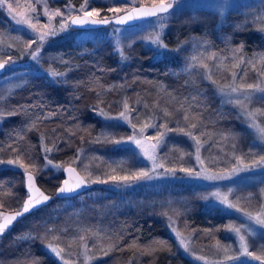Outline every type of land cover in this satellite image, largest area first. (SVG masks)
Masks as SVG:
<instances>
[{
	"label": "trees",
	"instance_id": "1",
	"mask_svg": "<svg viewBox=\"0 0 264 264\" xmlns=\"http://www.w3.org/2000/svg\"><path fill=\"white\" fill-rule=\"evenodd\" d=\"M79 1L74 0L76 3ZM249 9H232L220 22L214 21V17L204 11L197 12L198 15L192 19L186 16L178 19L175 16L168 22L163 38L167 44V36L170 33L174 34L178 41H184L183 43L190 39H199L215 54L237 56L239 60L235 61V67L241 69L239 73L244 72L242 77L239 76L238 82L252 84L260 72L264 73V32L260 29L258 19L260 12L264 15V0L260 4L249 5ZM174 11L170 10V15ZM108 25L93 28H106ZM5 27L7 22L0 18V30H5ZM3 41L5 40L3 39L0 45L7 49V53L14 58L23 59L26 51L21 44L13 46ZM78 45L79 41L68 37L65 40L50 42L43 48L52 51L53 58L71 57L74 64L69 69L68 80L51 82L42 73L28 74L22 87L9 96L7 117L0 122V159L17 155L28 163H34L39 154L40 134L54 145L53 154L58 159L73 156L78 147L84 151L94 148L97 150V164L92 167L105 165L104 170L111 168L113 162L110 158H114L113 154H124L126 151L123 156L127 158L133 149L116 148L105 141L95 140V137L104 132V120L98 115V111L106 108L120 94L123 98L125 96L132 100L127 104L128 109H131L129 106L134 104H137V107L141 104L148 106L156 101L159 94L164 93L167 97L162 102L164 107H167L169 114L174 112L173 116L170 114L167 117L170 120L166 126L171 128V131L181 128L185 133L192 132L194 137L201 131L198 140L202 142L207 137L218 135L237 144L240 153L244 147L249 148L251 133L242 128L236 108L222 104L210 82L202 79L188 81L180 70V56L171 54L157 57L150 54L149 50H140L138 55L121 61L116 57L111 41L104 37L86 39L81 43L83 49ZM77 47L78 51L75 50ZM1 56L4 55L0 54V58ZM60 68L63 67L60 65ZM261 104L263 106L258 112L264 114L261 112L264 102ZM185 114L188 120H184ZM263 117L264 115H260L258 120ZM193 123L197 124L196 129H191ZM128 128L127 125H119L114 130L116 134H121L123 131L126 133ZM240 139L243 142L240 143ZM254 146L256 145L252 144V147ZM170 160L173 159L167 161ZM174 160L184 162L185 159L178 156ZM60 174L47 177L38 175L37 182L44 191L53 195L59 184ZM22 176L23 173L17 169L0 167V209L15 210L20 200L22 202L26 195ZM101 187L94 185L86 191L102 190ZM177 187L189 200V203L181 202L185 209L175 217L177 228L190 237L198 250H203L205 245L213 242H226L227 214L214 211L192 194L186 185L178 183ZM127 193L143 194L146 199L139 207L120 209L113 218H108L107 215L109 221L103 224L110 228L111 246L90 264H194L174 242L159 214L160 203L155 198H150L143 189ZM78 194L68 198H53L43 207L17 220L11 229L0 236V264H58L56 259L41 247L39 235L46 225H52L53 219H64V203L67 200H77ZM76 200L74 202L77 203ZM84 202L86 208H90V203L93 207H98V202L91 201L90 198ZM97 213L93 211L87 220L95 216L96 221L98 217L101 219ZM69 230L72 235L74 229Z\"/></svg>",
	"mask_w": 264,
	"mask_h": 264
},
{
	"label": "rangeland",
	"instance_id": "2",
	"mask_svg": "<svg viewBox=\"0 0 264 264\" xmlns=\"http://www.w3.org/2000/svg\"><path fill=\"white\" fill-rule=\"evenodd\" d=\"M157 2H162V0H135V6L151 5ZM163 2H169V0H163ZM260 2H262V0H178V2L174 3L173 8L171 9L175 10L174 13L172 15L165 14L163 21L165 26L162 30L159 27L161 21L158 17H152L149 20L147 19L129 26L110 24L106 28H69L66 32L49 38L47 42L42 45L39 59L37 61H33L27 54L29 51L28 43L35 38L34 33L28 28L27 24L18 25L15 20L12 19V15H15L17 19H31V22L37 24V28L40 31H46L49 29H56L58 31L62 19L67 17L69 12H71L72 15L79 14L75 9H79L80 5L84 3V0H80L77 3L74 2V0H5L4 5L0 6V18L7 22L5 30H0V44L4 39L5 41L3 42H8L13 46L21 44L26 51L23 59L14 58L6 52L7 49H3L0 45V54L4 55L1 56L2 58H0V61H4L5 63L10 60L15 61L11 67L7 66L6 63L5 73L0 76V122L7 117V107L10 103L9 96L11 94L13 95L15 90L22 87L28 74L42 73L47 79H49V81L56 82L50 78L49 75L50 72L55 71L65 74L58 77L57 81L65 82L68 80L70 73L69 69H71L74 64L71 57L68 56L67 58H64V56H62L59 58H53L54 53L52 51L50 52L48 49L43 50V48L46 47V44L65 40L69 37L74 38L75 41H79L78 47L80 46L79 48L83 49L81 43L86 39L95 40L97 37H104L111 41L113 44V51L116 53V57L121 61H125L130 57L138 55L140 50H149L150 54L152 53L157 57L171 54L176 57L180 56L182 58L180 70L185 74L188 81L202 79L210 82L217 92L216 94L219 101L222 104L234 106L237 110L236 114L239 116L242 128L249 132V134L251 133V137L248 141L249 148L244 147L245 149L241 153L240 150L237 149V144L230 140H224L218 135L215 137H207L203 142L199 140L201 145L199 155L204 161V168L210 173L223 174L231 172L237 165V159L235 157L242 158V167L247 165L251 168L249 171H241L226 179L206 181L203 179L189 178L185 173L180 171L181 167L200 170L197 161L195 160V141L200 137L199 135H201V131L196 133V137L193 139L188 135L190 131L185 133L181 128H175L174 131H169L171 128L168 126L165 127L166 129L159 128L158 130L151 127L147 128L143 137L138 138L144 139L146 146H149L156 143V141L148 140V137H155L157 131L165 133V144L159 149L158 155L160 157H167V159L162 162L165 163V167L167 168L174 166L176 168V175L174 177L157 176L152 180H141L130 187H124L122 184L114 185L112 182L93 183L92 186H102V190L98 189L94 192H87L85 190L80 192L82 194H78L77 200L75 199L77 203L74 202L75 200H67L63 205V212L66 214L64 219L62 221L53 219L51 222L52 225H46L39 235L41 247L51 254L58 264H90L96 258L100 257V255L106 253L111 246L109 245L111 231L110 228L103 223L109 221L107 220V215L108 218H113L122 208L139 207L143 204V201L146 199L143 194L138 195L136 193L128 195V191L135 189H143L148 196L150 195V198L153 197L160 203L158 206V211H160L159 214L162 216L164 220L163 222L166 223L169 232L173 236L175 240L174 242H176L179 250L187 255L194 264H235L238 262L264 264V227L256 225L252 221H248L244 216L245 212H250L253 215H256L260 211L262 205H264V191H262L264 190V167H253L254 162L259 161L260 157L264 156V142L260 141L259 133L256 129L247 126L254 120L258 127H264V117L258 120L259 116L264 114L257 111V109H260L263 105L261 102L248 104L247 101H244V104L246 105L245 111L254 113L252 118H248L242 114L240 106H235L233 103H226L225 101L228 97H222L220 95L219 89L221 88L226 90L229 89L230 86L246 88L247 85H249L238 82L239 78L244 75V72L242 74L239 73L238 71H241V69L235 67V61L239 60L237 56L233 54H230L229 56L215 54L210 47L199 39L196 41L195 39H190V41L183 43L184 41H178L176 36L170 33V35L167 36V39L169 40V43L167 44L163 38V33L167 31L168 22L175 16H177L178 19L183 16L192 19L198 15L197 12L204 11L212 15L215 19L214 21L220 22L228 11L236 8H246L250 10L249 5L260 4ZM9 3L12 4L15 9L12 15H9V10L7 8V4ZM132 6V4L123 3V0H90L89 10L92 7H95L101 10L102 17L106 15L110 18L113 16V13L107 11L109 7H120L125 11ZM33 9L35 11H33ZM46 10L50 14L59 10L63 15L53 16L52 19L49 20L48 16L45 15ZM262 17L264 18V15L260 12L258 15V19H260L259 25L262 32H264V19ZM254 18L255 17H253V19ZM45 26L48 27L45 28ZM116 29H119V31H116ZM158 31H162V40L169 49H172V51L159 53L156 46L151 45L148 40L145 39ZM117 42H119L123 49L124 56L127 57V59H122L121 55L117 52ZM36 47L37 45H32V48ZM79 48L75 50L78 51ZM233 57H235L234 60H232ZM60 65L63 68L59 69ZM234 74L235 79H233ZM208 77H210V79ZM251 85L254 87H264V73L260 72L256 81ZM112 88H114V90L117 89L116 87ZM165 95L166 94L164 93L159 94L156 101H153V103L148 106L142 104L138 107L137 104H134L132 107L129 106L131 108L128 109L131 124L126 121H117L115 119H106L105 117H102V120H104L103 133L110 136V139L106 136V138H104V136L101 135L95 137V140L105 141L107 144L116 148L120 147L129 150L127 148L129 147L130 149H133L130 153L128 151L131 157L128 156L127 158L123 156L126 151L124 154H121L122 152L113 154L114 158H110L111 162H113V166L107 170H104L105 165H100L98 168L92 167L97 164V150L94 148L89 151H84V149L78 147L76 151L73 152V156L69 158H56L53 154L54 145H51L50 142L40 136V134L38 145L39 154H37L38 157L35 158L34 163H28L27 161L18 158L17 155H10L6 158L0 159V161L4 162L0 163V167L14 168L21 171V173L29 170L34 173V176L39 175L47 177L59 173L62 174L63 167L69 164L74 166L86 180H94L97 176L102 179H108L112 175L122 177L124 175H132L140 170H149L151 168V161H148L143 157L134 144L130 142L116 144L113 141H127V138L133 134V124L135 125L137 132L150 123H163L166 125L170 119L165 118L163 120L161 117H164L165 110L168 111L167 107H164V104L162 103L164 99L167 98ZM240 99L243 100V97H240ZM125 102L130 104L132 100L125 98V96L123 98V95L120 94L119 97L113 99L106 108L101 109H103L109 117H117L120 112L125 111ZM261 112H264V108H262ZM170 114L173 116L174 112ZM119 125H127L129 127L128 131L126 133L123 131L121 134H116L114 129ZM239 142H243L242 139H240ZM252 144L256 146L252 147ZM45 147L51 149V152L48 154L49 158L53 161V164L61 165L60 168H52L47 165L45 153L43 152V148ZM248 152H252L254 155L243 158L244 153ZM78 154L79 159H77ZM178 156L184 158V162L174 160ZM168 159L173 160L167 161ZM8 160L18 161V165H23V167H19L18 165H8L6 163ZM31 160L33 159L31 158ZM85 167H87L88 171L84 170ZM160 171L162 172L163 169H160ZM89 172H91V176H89ZM62 176L63 175H61L58 180L59 183L62 180ZM178 183L186 185L192 194L198 197L206 205H209L214 211L227 214L228 239L226 242H213L205 245L203 250H198V247H195L191 242L190 237L184 231L177 228L175 217L185 209L182 207L181 202L185 201L189 203V200H187L188 197L184 192L178 190ZM217 190L220 191L222 196L227 195L229 200L236 204L240 211L226 210L224 207L218 206L213 201L201 199L202 196L208 195ZM229 190H231V193ZM249 196L251 198L246 199ZM237 197H240V199L237 200ZM88 198H90L91 201H97L98 207H93V204L90 203L88 204L90 208H86L84 200ZM20 202L19 206L15 209L20 207ZM78 202H80V204H78ZM188 206L189 204L186 205L187 208ZM93 211H97L98 213L96 215L100 216L101 219L98 217V221H96L95 216L94 218L91 217V220L88 221L87 217ZM71 219L73 220L70 221ZM241 224L247 225V229L242 230V234L245 236V240L249 245V251L252 253V256L241 254L238 237L233 232L229 231V225L240 226ZM69 228L74 229L72 235L69 234ZM181 237L185 240L184 245L180 243ZM49 244L56 246L58 249H63L61 256H56L48 247ZM228 256L238 257V259L229 260L227 259ZM257 256L261 257V259L257 260L255 258Z\"/></svg>",
	"mask_w": 264,
	"mask_h": 264
},
{
	"label": "snow or ice",
	"instance_id": "3",
	"mask_svg": "<svg viewBox=\"0 0 264 264\" xmlns=\"http://www.w3.org/2000/svg\"><path fill=\"white\" fill-rule=\"evenodd\" d=\"M4 2L5 0H0V6H3ZM173 2H178V0H173ZM123 3L132 4L134 11H125L124 15H120V13L124 11V9L120 7H109L107 11L113 13V18L110 19L106 15L102 17L100 9L92 7L89 10L90 0H84V3L80 5L79 9H75V11L78 12L79 14L72 15L71 12H69V15L62 19L58 31L56 29L40 31L37 28V24L32 23L31 19H17L15 15H12V13L15 11L12 4L10 3L7 4V8L9 10V15H12V19L15 20V22L18 25L27 24L28 28L31 29L32 32L34 33L35 38L29 41L28 43L29 51L27 52V54L30 56V58L33 61H37L39 59V53L41 51L42 45L46 43L49 38L55 37L58 34L66 32L69 28L73 26L92 27L98 25H108L110 23H115L117 25H124L127 21H131L134 19H139L143 17H158L161 21L159 27L162 30L165 26V24L163 23L164 16L165 14H170L169 9L173 8L172 2L164 4L163 0L159 7L153 8L151 10H145L142 5L139 8H136L135 0H123ZM33 11L35 10L33 9ZM45 15L48 16L49 20H51L53 16H62L63 14L59 10L51 14L46 10ZM47 27L48 26H45V28ZM116 31H119V29H116ZM145 39L148 40V42L151 45L156 46V49L159 53L172 51V49H169L167 45L163 42L162 31H158L155 34H151L149 37H146ZM32 45H37V47L32 48ZM116 50L121 55L122 59H127V57L124 56L123 49L121 48L119 42H117ZM6 63L7 66L11 67L12 64L15 63V61L10 60ZM6 63H0V70L5 69ZM49 75L50 78H52L54 81L60 82L57 81V78L65 74L53 71L50 72ZM208 78L210 79V77ZM233 79H235V74L233 76ZM219 92L222 97L224 96L228 97V99L225 101L226 103H233L235 106H240L242 109V114L248 118H252L254 116V113L245 111L246 105L244 104V101H247L248 104L253 103V101L264 102V87H260V86L254 87L251 84L247 85L246 88L230 86V88L227 90L224 88L219 89ZM240 97H243V100H241ZM124 108L125 111L120 112L117 117H109L108 114L103 109H100L98 111V115L105 117L106 119L126 121L127 123L131 124V120L129 119L130 113L128 111V105L126 102L124 104ZM257 111H259V109H257ZM169 115H170L169 112L165 110L164 117L167 118ZM183 118L184 120H188L187 114H185ZM177 123L179 124V121H177ZM247 126L256 129L259 133L260 141L264 142V127H258L255 124L254 120L252 123L248 124ZM149 127L158 130L159 128H165L166 125L165 124L157 125L154 123H150L145 125L144 128L140 129V131L137 132L135 125L133 124L132 125L133 134L127 138V141L125 140L113 141L116 144L125 143V142H130L134 144L136 148L139 150V153L142 154V156L145 157L148 161H151V168L149 170H140L132 175H124L122 177H117L115 175H112L108 179H102L101 177L97 176L94 180H86L85 178L80 177L78 174H76L71 183L69 179H64L62 181V185L57 190V195H61V194L68 195L75 193L77 190L81 189L82 187L89 186L90 183L112 182L114 185L122 184L124 187H130L134 183H138L141 180H152L157 176L174 177L176 175V168L174 166L171 168L165 167V163H163L162 161L166 160L167 157H160L158 155L159 149L163 147L165 144V133H161L157 131V135L155 137H148L147 138L148 140L156 141V143H153L149 146H146L144 139L138 138V137H143L144 133ZM190 127L191 129H196L197 124L193 123L191 124ZM169 131H171V129H169ZM101 135L106 136L108 139H110V136H108L105 133H102ZM188 135L193 139H195L192 132H189ZM195 147H196L195 160L197 161L200 170H196L195 168H184V167L180 168V171L185 173V175L189 178L203 179L206 181H218L229 178L230 176L235 175L241 171L251 170V168L247 165H244L243 167L241 166L242 164L241 157H235L237 159V165L232 169L231 172L223 173V174L210 173L207 169L204 168V161L201 159V156L199 155L200 147H201L199 140L195 141ZM43 152L45 153V160L48 166H51L52 168L61 167V165L59 164H53V161L49 158L48 154L51 152V149L45 147L43 148ZM250 155H254V153L252 152L244 153L243 158H247ZM77 159H79V154L77 155ZM0 163H4V162L0 161ZM6 163L8 165H18V161L15 160H8ZM18 166L23 167V165H18ZM253 167H264V156H261L259 161L254 162ZM160 169H163V171L161 172ZM62 170L69 174L76 173V169L74 167H67ZM84 170L88 171L87 167H85ZM88 174L89 176H91V172H89ZM33 182H34V176L26 171V192L28 193V200L24 203L22 212H17L15 216L6 217L5 222L0 224V234H3L6 228H8L12 224V222L20 215H23V213H27L32 208H35L36 206H39L50 199L49 196L44 195L43 193H40L41 198L33 199L32 196ZM35 191L39 192V189L37 188L35 189ZM229 192L231 193V190H229ZM250 198L251 197L249 196L246 199H250ZM201 199L206 201H213L218 206L224 207L226 210H236L237 212L240 211L237 205L232 203L227 195L222 196L219 190L215 192H211L208 195L202 196ZM239 199L240 197H237V200ZM244 216L248 221H252L256 225H260L264 227V205H262L260 211L256 215H253L250 212H245ZM246 229H247V225L244 224H241L240 226L229 225V231L233 232L238 237V240L240 242L241 254L252 256V253L249 251V245L245 240V236L242 234V230H246ZM180 243L182 245L185 244V240L183 237L180 238ZM48 247L56 256L58 257L61 256L63 249H58L56 246H53L52 244H49ZM255 258L257 260L261 259V257L259 256ZM227 259L234 260V259H238V257L228 256Z\"/></svg>",
	"mask_w": 264,
	"mask_h": 264
},
{
	"label": "water",
	"instance_id": "4",
	"mask_svg": "<svg viewBox=\"0 0 264 264\" xmlns=\"http://www.w3.org/2000/svg\"><path fill=\"white\" fill-rule=\"evenodd\" d=\"M170 2H172L173 3V6H174V3L175 2H173V0H169V2H163L164 4H167V3H170ZM161 3L162 2H157V3H155V4H151V5H142L143 6V8L145 9V10H151V9H153V8H156V7H159L160 5H161ZM141 5H137L136 6V8H139ZM171 9H169V11H170ZM125 11H134V9H133V6L132 7H130L129 9H127V10H125ZM125 11H123V12H121L120 13V15H124V12ZM111 18H113V16L112 17H110V19ZM150 18H152V17H143V18H139V19H134V20H131V21H127L124 25H122V26H129V25H133V24H137V23H140V22H142V21H144V20H149ZM112 24H115V23H112ZM115 25H117V24H115ZM98 26H100V25H98ZM73 27H80V28H86V27H81V26H73ZM93 27V26H92ZM88 28V27H87ZM0 63H5L4 61H0ZM3 72H5V69H3V70H0V74H2ZM67 167H74V166H72V165H65L64 167H63V169L64 168H67ZM75 168V167H74ZM76 169V168H75ZM27 172L28 173H31L33 176H34V173H32L31 171H29V170H27ZM76 174H78L80 177H83L81 174H80V172L76 169V173L75 174H69V173H66V172H64L63 170H62V174L61 175H63L62 176V180L60 181V183L57 185V187L55 188V190H54V192H53V195L52 194H50V193H47L46 191H44L42 188H41V186L38 184V182H37V178H36V176H34V182H33V190H32V196H33V199H35V198H41L40 197V193H43L44 195H47V196H49L50 197V199L47 201V202H45V203H42L41 205H39V206H36L35 208H32L30 211H28L27 213H29V212H31V211H33V210H35V209H37V208H39V207H43V205H45V204H47V203H49L53 198H68V197H72V196H74L75 194H78V193H80V192H83V191H85V190H87V189H89V188H91L92 187V185H93V183H90L89 184V186H87V187H82L81 189H79V190H77L75 193H72V194H68V195H63V194H61V195H57V190H58V188L62 185V181L64 180V179H69L70 180V183L73 181V179H74V176L76 175ZM23 187H24V189H25V191H26V171L23 173ZM84 178V177H83ZM39 189V192H36L35 191V189ZM28 200V193L26 192V195H25V197H24V199L22 200V202H21V205H20V207L18 208V209H15V210H5V209H0V224H2V223H4L5 222V218L6 217H11V216H15L16 215V213L17 212H22L23 211V205H24V203L26 202ZM27 213H23V215H20L18 218H16L13 222H12V224L8 227V228H6V230L3 232V234L6 232V231H8L9 229H11L12 227H13V225L17 222V220H19L21 217H23L25 214H27ZM3 234H0V236L2 235L3 236Z\"/></svg>",
	"mask_w": 264,
	"mask_h": 264
}]
</instances>
